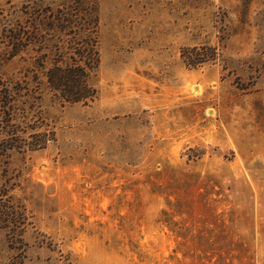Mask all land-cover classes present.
Returning a JSON list of instances; mask_svg holds the SVG:
<instances>
[{
    "label": "rangeland",
    "instance_id": "obj_1",
    "mask_svg": "<svg viewBox=\"0 0 264 264\" xmlns=\"http://www.w3.org/2000/svg\"><path fill=\"white\" fill-rule=\"evenodd\" d=\"M87 1L98 98L42 87L58 141L12 154L32 225L0 231V264H264V0ZM71 2L0 0V78L32 57L3 63L4 32ZM198 46L217 59L188 67Z\"/></svg>",
    "mask_w": 264,
    "mask_h": 264
},
{
    "label": "trees",
    "instance_id": "obj_2",
    "mask_svg": "<svg viewBox=\"0 0 264 264\" xmlns=\"http://www.w3.org/2000/svg\"><path fill=\"white\" fill-rule=\"evenodd\" d=\"M87 2L72 0L57 9L38 6L35 15L24 13V23L4 32L7 49L3 63L27 61L25 56L32 55L22 78H0V231L8 234L14 247L25 245L24 234L32 225V216L14 194L20 183L11 168L12 154L45 150L58 141L42 109V87L62 106L87 105L98 98L92 80L101 64L100 16L94 3ZM217 55V49L209 46L183 52L184 62L191 68L216 60ZM20 113L22 123L18 122Z\"/></svg>",
    "mask_w": 264,
    "mask_h": 264
}]
</instances>
